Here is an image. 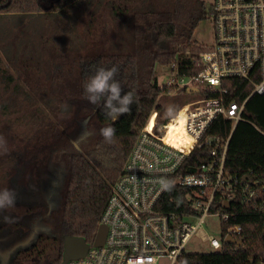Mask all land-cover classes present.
Listing matches in <instances>:
<instances>
[{"label": "trees", "instance_id": "16d2710c", "mask_svg": "<svg viewBox=\"0 0 264 264\" xmlns=\"http://www.w3.org/2000/svg\"><path fill=\"white\" fill-rule=\"evenodd\" d=\"M81 1L0 0V16L14 18L39 15L46 21L72 9L83 21L85 31L79 39L77 32L70 33L69 38L66 35L68 43L62 39V44H67L69 50L65 59L75 66H58L53 57L48 62L52 70L48 94L55 95L56 100L45 103L52 120L41 113L39 122H47L41 139L63 146L60 152L53 155L54 163L63 176L58 189L59 197L44 217L50 225L51 234L39 233L31 249L19 255L22 259L36 256L33 264H59L65 235L83 237L87 243L94 240L111 187L120 176L149 114L156 108L157 122L160 124L167 120L165 109L168 106L158 100L173 91L174 87L158 84L156 65L166 66L174 62L180 75L195 74L201 70L198 43L193 34L198 23L208 15V5L204 0H87L89 8L80 6ZM43 35L40 34V43L49 41L48 36ZM72 35L74 39H71ZM55 38L59 40L61 36L54 37V42ZM93 66H116V79L122 84V95L126 91L134 93L136 102L130 106V111L115 121L99 107L89 104L84 97L82 84ZM0 71L5 86L10 84L12 76L7 70L0 68ZM222 82L228 88L227 98L236 102L243 101L251 89L240 78H225ZM13 87L17 89L18 85L13 84ZM181 91L185 89L175 90L176 93ZM193 95L202 97L204 92ZM185 102L172 100L170 105L176 112ZM241 115L243 119L238 120L231 133L232 120L223 117L214 121L209 132L219 138L231 135L225 151L226 171L238 176L239 180L245 176L251 179L264 177V94L250 96ZM83 120L92 125L94 131L78 149L68 136L75 133ZM109 126L115 129L111 143L105 142L100 134L102 128ZM210 149L209 145L194 147L178 172L190 173L207 162ZM37 173L35 167L26 162L21 163L13 175L20 185L28 186L37 181ZM186 192L184 187L171 185L160 200L159 207L164 211L186 209ZM217 200L214 202L217 207L225 210ZM230 207L227 210L232 215L229 222L240 225L237 237L241 244L226 245L220 252L184 253L178 258L179 264H248L250 259L263 255L264 212L240 201L239 195ZM10 209L23 214L31 210L23 205ZM47 250L52 253L45 257Z\"/></svg>", "mask_w": 264, "mask_h": 264}, {"label": "built area", "instance_id": "2783aa9c", "mask_svg": "<svg viewBox=\"0 0 264 264\" xmlns=\"http://www.w3.org/2000/svg\"><path fill=\"white\" fill-rule=\"evenodd\" d=\"M207 11L213 39L197 44L201 70L180 75L173 62L169 64L171 77L161 83L174 87L173 91L197 88L187 93L201 91L204 95L187 100L160 124L158 110H152L103 208V242L99 246L87 243L82 257L65 264H179L194 233L207 240L212 251L234 244L223 239L226 235L238 239L241 230L240 225L229 222L232 215L227 211L237 195L243 203L264 212V177L239 180L224 168L230 133L243 119L246 101L253 94H264V0H212ZM225 78H240L250 85L243 101L227 98L228 88L222 85ZM219 117L232 120L227 138L209 132ZM203 145L211 146L210 159L190 173L178 172L191 150ZM162 181L187 190L186 209L164 211L159 207L167 191L162 189ZM216 199L225 210L217 207ZM207 213L219 215V239L201 229ZM248 264H264V253Z\"/></svg>", "mask_w": 264, "mask_h": 264}, {"label": "rangeland", "instance_id": "374dc122", "mask_svg": "<svg viewBox=\"0 0 264 264\" xmlns=\"http://www.w3.org/2000/svg\"><path fill=\"white\" fill-rule=\"evenodd\" d=\"M204 1L208 5L212 0ZM80 6L89 8L87 0H82ZM73 12L72 9L62 11L57 14L58 18L54 15L46 21L39 15L17 18L10 15L0 16V68L7 70L13 78V81L5 86V80L1 77L0 71V137L6 142L3 147H0V189L10 184L17 187L15 204L21 202V192L26 186L17 184L18 178L13 173L21 163L26 162L34 166L38 172L35 183L39 184L49 197V208L59 197L58 189L63 175L54 163L53 155L60 152L63 146L41 139L47 122L45 121L44 124L39 122V119L43 112L45 118L52 120L45 103H54L56 100L53 97L55 95L48 94L50 92L49 74L52 73L48 62L53 57L58 66L63 68L75 66L74 63L65 59V54L69 50L67 44H62V39H66L68 43L69 32L73 29L70 26L75 24L76 14ZM63 20L67 25H62ZM77 33L78 39L82 33L84 34V32ZM40 34L48 36L49 41L40 43ZM58 35L61 38L59 40L55 38L56 42H54V37ZM73 36L71 39L75 38ZM193 38L199 44L212 42L213 29L208 17L201 20L195 27ZM74 45L76 47V42ZM156 74L157 82L161 85L171 77V67L156 65ZM13 84H17L18 88L13 87ZM194 97L186 91L178 93L172 91L163 95L158 101L167 107L172 100L187 101ZM93 131V126L83 120L75 133L68 136V139L79 149L86 140L85 138ZM43 210L44 207H41V211ZM189 220L195 221L194 218H189ZM44 225L43 233L50 232L51 234L50 225L43 221V228ZM201 225L205 234L220 238L221 225L218 213L205 214ZM212 250L210 243L202 240L197 233L191 235L185 246L186 253H206ZM51 253L47 250L45 257L50 256ZM36 259L35 256L32 261Z\"/></svg>", "mask_w": 264, "mask_h": 264}, {"label": "clouds", "instance_id": "9594fccd", "mask_svg": "<svg viewBox=\"0 0 264 264\" xmlns=\"http://www.w3.org/2000/svg\"><path fill=\"white\" fill-rule=\"evenodd\" d=\"M117 73L118 68L116 66H93L82 84L84 97L88 103L99 107L113 121L128 113L130 106L136 102L132 91L123 92L122 95L123 88L121 82L116 79ZM174 113L175 108L171 105L165 109L167 117L173 116ZM100 134L105 142L111 143L115 129L110 126L104 127L100 130ZM5 143L4 139L0 137V147H3ZM170 186V182H161L163 190H170ZM15 203L16 193L14 190L0 189V211L14 207Z\"/></svg>", "mask_w": 264, "mask_h": 264}, {"label": "flooded vegetation", "instance_id": "af4514ba", "mask_svg": "<svg viewBox=\"0 0 264 264\" xmlns=\"http://www.w3.org/2000/svg\"><path fill=\"white\" fill-rule=\"evenodd\" d=\"M24 193H26V196L22 198V205L31 208L27 214H23L13 209L0 211V220L6 225L7 229L13 231L14 223L17 221L18 223H24L27 226V231L25 233L21 234L20 230H14V232H12L10 241L3 246L5 250L1 255L0 264H33L35 262L32 261L34 257L33 255L23 259L19 257V255L20 253H27L31 249L38 234L45 231V225L43 228L42 223L45 215L49 212L50 201L47 194L44 193V189L40 187L39 184L28 185ZM34 207L36 208L32 209ZM41 207H44L43 211H41ZM18 242L21 243L14 246V244Z\"/></svg>", "mask_w": 264, "mask_h": 264}, {"label": "water", "instance_id": "95a60500", "mask_svg": "<svg viewBox=\"0 0 264 264\" xmlns=\"http://www.w3.org/2000/svg\"><path fill=\"white\" fill-rule=\"evenodd\" d=\"M186 92L188 91H197V88H186ZM246 178V176L244 177ZM224 207H228V201L223 202ZM106 228L102 223H99L98 230L96 232L95 238L93 240V245L99 246L105 237ZM223 242L241 244L239 239L231 238V236H225ZM63 252L62 258L59 264H65L69 259H77L82 257L87 249V242L83 237H76L72 235H65L63 237Z\"/></svg>", "mask_w": 264, "mask_h": 264}, {"label": "crops", "instance_id": "0c3cea01", "mask_svg": "<svg viewBox=\"0 0 264 264\" xmlns=\"http://www.w3.org/2000/svg\"><path fill=\"white\" fill-rule=\"evenodd\" d=\"M62 23V25H67L65 22H64V20L61 22ZM52 24V23H51ZM70 27H72L73 29L69 32V33H76V32H83L84 31V29H83V21L81 20V18L80 19H78V17L76 16V19H75V24L74 25H72V26H70ZM110 28L111 29H113V26L112 25H110ZM110 31V30H109ZM67 32H68V30H67ZM66 32V33H67ZM85 32V31H84ZM18 181V180H17ZM17 184H18V182H17ZM34 184H36V183H34ZM8 187H14L13 185H8L6 188H8ZM26 187H27V185H26ZM17 188V187H16ZM15 187H14V189L12 188L11 190H14V192H16L17 191V189H16ZM25 190H26V188H25ZM25 190H22V197H21V202L20 203H18V204H15V207H18L19 208V206H21L23 203V201H22V198L23 197H25L26 196V193H24V191ZM14 210V209H13ZM17 220V219H16ZM15 225L13 226V228H14V230L15 231H18V230H20V233L22 234V233H25L26 231H27V226L24 224V223H18V221L16 222V223H14ZM14 230L12 231V230H9V229H7L6 228V225L0 220V258H1V255L3 254V252H4V250H5V248L3 247L4 245H6V243H8L9 241H10V238H11V235H12V232H14ZM19 243H21V242H18V243H16V244H14V246H17V245H19ZM13 246V247H14ZM12 247V248H13Z\"/></svg>", "mask_w": 264, "mask_h": 264}]
</instances>
